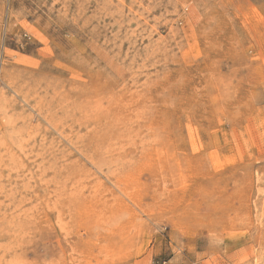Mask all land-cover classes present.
Here are the masks:
<instances>
[{
    "label": "rangeland",
    "instance_id": "obj_1",
    "mask_svg": "<svg viewBox=\"0 0 264 264\" xmlns=\"http://www.w3.org/2000/svg\"><path fill=\"white\" fill-rule=\"evenodd\" d=\"M0 264H264V0H0Z\"/></svg>",
    "mask_w": 264,
    "mask_h": 264
},
{
    "label": "bare ground",
    "instance_id": "obj_2",
    "mask_svg": "<svg viewBox=\"0 0 264 264\" xmlns=\"http://www.w3.org/2000/svg\"><path fill=\"white\" fill-rule=\"evenodd\" d=\"M94 118V117H93Z\"/></svg>",
    "mask_w": 264,
    "mask_h": 264
}]
</instances>
